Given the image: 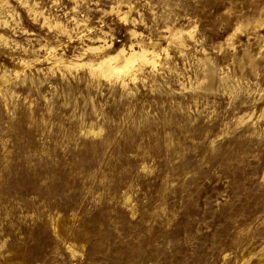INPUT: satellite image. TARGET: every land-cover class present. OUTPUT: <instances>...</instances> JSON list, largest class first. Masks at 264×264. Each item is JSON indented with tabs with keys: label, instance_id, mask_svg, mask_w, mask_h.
I'll return each mask as SVG.
<instances>
[{
	"label": "rangeland",
	"instance_id": "1",
	"mask_svg": "<svg viewBox=\"0 0 264 264\" xmlns=\"http://www.w3.org/2000/svg\"><path fill=\"white\" fill-rule=\"evenodd\" d=\"M0 264H264V0H0Z\"/></svg>",
	"mask_w": 264,
	"mask_h": 264
}]
</instances>
